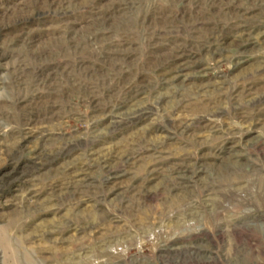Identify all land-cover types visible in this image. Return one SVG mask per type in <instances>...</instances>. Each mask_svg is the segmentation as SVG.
Returning <instances> with one entry per match:
<instances>
[{"label":"rangeland","instance_id":"374dc122","mask_svg":"<svg viewBox=\"0 0 264 264\" xmlns=\"http://www.w3.org/2000/svg\"><path fill=\"white\" fill-rule=\"evenodd\" d=\"M0 264H264V0H0Z\"/></svg>","mask_w":264,"mask_h":264}]
</instances>
